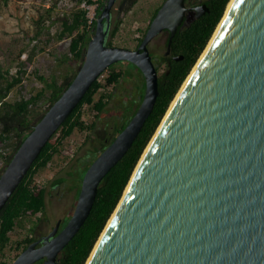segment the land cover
Segmentation results:
<instances>
[{
  "label": "water",
  "instance_id": "obj_1",
  "mask_svg": "<svg viewBox=\"0 0 264 264\" xmlns=\"http://www.w3.org/2000/svg\"><path fill=\"white\" fill-rule=\"evenodd\" d=\"M116 1L107 0L98 14L71 83L0 173V211L111 64L130 61L142 70L143 99L85 171L66 224L58 232V222L41 244L30 243L11 264L57 263L89 215L102 179L154 107L159 72L148 44L167 29L168 53L178 27L209 10L206 2L164 0L138 47L131 48L107 44ZM176 96L85 264H264V0H230Z\"/></svg>",
  "mask_w": 264,
  "mask_h": 264
},
{
  "label": "trees",
  "instance_id": "obj_2",
  "mask_svg": "<svg viewBox=\"0 0 264 264\" xmlns=\"http://www.w3.org/2000/svg\"><path fill=\"white\" fill-rule=\"evenodd\" d=\"M82 1L83 0H79V2ZM106 1L107 0H100L97 6L98 14L101 13ZM137 1L138 0H131L127 6L121 4L119 14L124 16ZM87 2L90 4L95 3L94 0H87ZM200 2H206L209 10L187 23H182L178 27L172 39L171 55L167 57V65L162 69L161 64H156L159 72V93L152 111L146 118L142 128L126 153L102 179L89 215L73 238L62 249L56 264L86 263L107 221L119 203L144 149L156 131L181 85L214 34L230 0H186L187 5ZM160 6L161 4L153 11L151 15L152 19ZM54 8L55 6H51L47 8L46 11L50 14ZM45 20L43 14H40L39 17L35 19L34 39L42 35L43 30L46 28ZM120 23V19L113 23V27L109 32L110 38L107 37L108 45H114L113 37L118 33ZM95 27L96 19H93V21L89 23L87 9L78 8L62 19L56 37L58 39H63L65 37L69 38V52L72 53L73 58L81 64L85 57L86 47L95 31ZM147 28L148 27H146L143 34L139 36V44ZM169 36L170 33L166 39V46L168 45ZM180 56H182V58H179ZM67 58H70L69 54H64L63 59L67 60ZM120 62H123L124 67L119 65ZM21 64L22 62L19 61L20 67L16 73H11L10 69L4 68L0 64V137L5 145L10 146V151L8 152H4L3 148H0V158L3 162L0 173L10 161L23 139L31 131L34 124L71 83L77 71L74 70L71 73L65 72L61 78L56 77L54 74L52 76H47L38 73L37 77L42 86L38 88L34 94L25 98H6V93L14 90L23 80L25 70L21 68ZM131 72L136 79L142 76L143 88L138 105L136 108H132L129 115L126 114L124 116L119 125L118 132L122 130L140 105L146 86L142 70L130 61H119L111 64L109 68L92 83L84 97L53 135L54 137L56 134H59L58 140L53 142L51 138L43 146L33 165L6 205L0 211L1 258L5 256L6 251H11L13 249L16 250L15 256H17L35 240V236L33 235L35 226L33 225L29 226L25 237L16 240L15 244L12 240L11 233L18 227H24L29 216L36 215L46 210L47 188L38 184L35 175L39 171L45 169L62 153L61 146L64 140L71 136L76 129L93 130L95 122L88 124L86 120L82 118L83 106L89 105L91 108L95 109L97 113H100L111 97V87H115L125 75ZM42 97H45L47 100V106H45V109L39 114L34 115L33 108ZM107 145H105V147ZM102 149L96 147L95 150H90L84 157L79 159V162L72 166L73 171H70V174L77 182H73V180L71 184L76 189L77 197L85 171ZM68 181V178L60 177L55 183ZM0 264H11V261L1 259ZM33 264H43V260H39Z\"/></svg>",
  "mask_w": 264,
  "mask_h": 264
},
{
  "label": "rangeland",
  "instance_id": "obj_3",
  "mask_svg": "<svg viewBox=\"0 0 264 264\" xmlns=\"http://www.w3.org/2000/svg\"><path fill=\"white\" fill-rule=\"evenodd\" d=\"M84 1V0H83ZM79 2V0H0V64L11 73H16L19 69V61L22 62L21 68L25 70L22 82L11 91L6 93V98H25L34 94L40 88L41 82L37 75L53 74L61 78L65 72L71 73L80 66V63L73 58L69 52V38L58 39L56 37L62 19L70 15L78 8L87 9L89 18L96 19L98 16L97 6L100 0H95V4L88 2ZM164 0H138L132 8L121 17L119 31L113 37L114 45L135 48L139 43V36L143 34L148 26L149 20L155 8L163 3ZM118 1L116 2V4ZM55 6L49 14L47 8ZM40 14L45 16L46 28L37 39H34L35 19ZM165 33L152 40L150 48L155 53L162 69L165 64L160 61L166 46L164 43ZM64 54H69L70 58L63 59ZM64 60V61H63ZM124 67L123 62L119 63ZM136 83V84H135ZM141 80L134 79L133 73L125 75L119 82L120 91L127 92V86L134 84L141 85ZM114 87H111V91ZM132 97V96H131ZM124 97L119 93L110 98L104 109L97 113L89 105H84L82 118L88 124L95 122L92 131L75 130L71 136L64 140L61 146L62 153L58 155L45 169L35 175V179L40 186L47 188L46 210L38 215L29 216L24 227H18L11 233L12 240L25 237L29 226L36 227L33 234H39L50 230L60 219L65 223L71 216L77 196L76 189L71 182H77L70 174L73 171V165L79 162L90 150L103 148L108 142H111L118 133V127L124 116L132 110L135 101L129 98L128 108L123 106ZM139 103V102H138ZM137 103V105H138ZM135 105V107L137 106ZM47 100L42 97L33 108V114L37 115L45 109ZM119 113V116L117 115ZM117 115V116H116ZM99 118V119H98ZM1 131V124H0ZM56 134L52 141L58 139ZM108 139V140H107ZM10 146L5 145L0 137V148L4 152L10 151ZM3 163L0 158V169ZM60 177H66L68 182L55 183ZM16 250H8L1 259L13 261Z\"/></svg>",
  "mask_w": 264,
  "mask_h": 264
},
{
  "label": "flooded vegetation",
  "instance_id": "obj_4",
  "mask_svg": "<svg viewBox=\"0 0 264 264\" xmlns=\"http://www.w3.org/2000/svg\"><path fill=\"white\" fill-rule=\"evenodd\" d=\"M118 1V3L116 4V2ZM116 2H115V4H114V6L112 7V10H111V25H110V29H109V32H110V30H111V28L113 27V23L116 21V20H118V19H121V16H123V15H121V14H119V9H120V5L121 4H123L124 6H127L130 2H131V0H117ZM162 4V3H161ZM194 5V4H193ZM128 12V11H127ZM126 12V13H127ZM151 20H152V18H150V20H149V24H150V22H151ZM148 24V25H149ZM148 27V26H147ZM163 33H165V39H164V43H165V46H166V39H167V37H168V35H169V31L167 30V29H164L160 34H158L156 37H154L152 40H154V39H156L158 36H160L161 34H163ZM108 38H110L109 37V33H108ZM152 40H151V42H152ZM150 42V43H151ZM150 43L148 44V47H149V50H150V52H151V54H152V58H153V60H154V62H155V64H159V62H158V60H157V57L155 56V53L153 52V50L150 48ZM138 45H139V43L137 44V46H135V48L136 47H138ZM167 50H168V45L166 46V50H165V52H164V54H163V56L160 58V61L163 63V64H165V65H167V63H168V61H167V57H169L170 55H171V49H170V51L167 53ZM139 78V80H141V82L143 83V78H142V76H140V77H138ZM142 83H141V85H138V86H135L134 84H131V85H128L127 86V92H125V90L123 91V92H121L120 91V87H118V84L113 88V90L111 91V97L110 98H112V97H114L115 95H118L119 96V93L120 94H122L123 95V97H124V100H123V106H124V108H128V105H127V103H128V101H129V98L131 99H133L134 101H135V105H137V103L139 102V100H140V94H141V91H142ZM136 84V83H135ZM132 96V97H131ZM135 105H133L134 106V108H135ZM133 108V107H132ZM117 115L119 116V113H117ZM116 115V116H117ZM118 129V128H117ZM108 140V139H107ZM110 142H108L107 144H109ZM106 144V145H107ZM101 149V148H100ZM59 222V227H58V232L62 229V227L65 225V223L63 222H61V220L59 219L57 222H56V224L50 229V230H48L47 232H40L39 234H33L34 236H35V240L34 241H37V240H39V239H41V241L38 243V244H41L43 241H44V239H45V236L46 235H48L54 228H55V226L57 225V223ZM36 227H38V225H36L35 226V229H36ZM35 231V230H34ZM33 241V242H34ZM11 263H12V261H11Z\"/></svg>",
  "mask_w": 264,
  "mask_h": 264
},
{
  "label": "built area",
  "instance_id": "obj_5",
  "mask_svg": "<svg viewBox=\"0 0 264 264\" xmlns=\"http://www.w3.org/2000/svg\"><path fill=\"white\" fill-rule=\"evenodd\" d=\"M95 1V0H94ZM84 2V4H85V2H87V0H84L83 1ZM96 3V2H95ZM95 3H92V4H95ZM90 4V3H89ZM88 16V15H87ZM89 18V17H88ZM93 21V19L92 18H89V23H91ZM0 104H1V101H0ZM1 162H2V159H1ZM3 163V162H2Z\"/></svg>",
  "mask_w": 264,
  "mask_h": 264
},
{
  "label": "bare ground",
  "instance_id": "obj_6",
  "mask_svg": "<svg viewBox=\"0 0 264 264\" xmlns=\"http://www.w3.org/2000/svg\"><path fill=\"white\" fill-rule=\"evenodd\" d=\"M106 4V3H105ZM135 79V78H134ZM143 88V87H142ZM177 97V96H176ZM141 99V98H140ZM173 104V103H172ZM136 108V107H135ZM99 119V118H98ZM128 119V118H127ZM126 121V120H125ZM38 215V214H37ZM29 218V217H28ZM28 236V235H27Z\"/></svg>",
  "mask_w": 264,
  "mask_h": 264
}]
</instances>
